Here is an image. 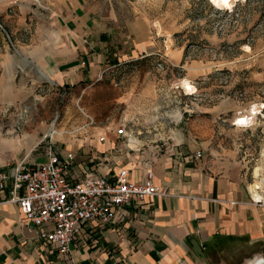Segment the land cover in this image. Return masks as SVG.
I'll return each instance as SVG.
<instances>
[{"label":"rangeland","instance_id":"rangeland-1","mask_svg":"<svg viewBox=\"0 0 264 264\" xmlns=\"http://www.w3.org/2000/svg\"><path fill=\"white\" fill-rule=\"evenodd\" d=\"M79 6L103 32L106 54L91 66H108L97 82L56 86L42 69L73 67L65 19ZM251 112L247 127L234 125ZM122 124L133 136L122 152L196 147L238 162L264 196V0L228 9L209 0H0V162L42 163L49 146L96 151Z\"/></svg>","mask_w":264,"mask_h":264},{"label":"crops","instance_id":"crops-1","mask_svg":"<svg viewBox=\"0 0 264 264\" xmlns=\"http://www.w3.org/2000/svg\"><path fill=\"white\" fill-rule=\"evenodd\" d=\"M81 10L65 19L68 45L76 48L68 63L73 67L42 69L56 86L97 82L108 66H91L106 54L98 42L103 32L94 16ZM82 59L86 67L79 66ZM101 144L96 151H72L73 175L93 170L108 177L124 168L132 181L143 183L150 172L154 186L169 196L132 200L117 208L108 224L94 221L82 228L69 252L61 255L38 240L35 228L22 225L17 205L3 203V193L0 264H246L264 253V196L253 199V185L248 186L238 162L208 159L187 145L153 158L129 147L122 152L125 141L116 135ZM15 165L0 162V170L11 172Z\"/></svg>","mask_w":264,"mask_h":264},{"label":"built area","instance_id":"built-area-1","mask_svg":"<svg viewBox=\"0 0 264 264\" xmlns=\"http://www.w3.org/2000/svg\"><path fill=\"white\" fill-rule=\"evenodd\" d=\"M115 135L126 145L133 138L125 124ZM105 138L100 136L98 142L104 143ZM47 149L42 163L21 161L11 172L0 170V195L7 194L3 203L17 205L23 226L35 228L38 240L56 247L61 255L69 252L82 228L94 221L108 224L117 208L132 200L169 196L165 189L154 186L150 172L143 183L132 181L124 168L108 177L93 170L73 175L75 154L53 146ZM200 157L197 152L195 158Z\"/></svg>","mask_w":264,"mask_h":264},{"label":"bare ground","instance_id":"bare-ground-1","mask_svg":"<svg viewBox=\"0 0 264 264\" xmlns=\"http://www.w3.org/2000/svg\"><path fill=\"white\" fill-rule=\"evenodd\" d=\"M237 0H227V4H225L224 0H209V2L211 4H213L216 8L218 9H228V8H231L232 5L236 2ZM187 87V90L188 91H192V87L188 84V83H185V85ZM255 112H251L249 113L250 115H247L243 118H241L240 120H238L236 122V125L237 126H240V127H247V125H249L251 123V121L253 120V117L251 114H254ZM251 119V120H249ZM54 133L50 132V135L52 136ZM264 184V179L261 181V185ZM252 189H253V199L254 200H257V201H260L262 200V196H261V190L259 185L257 184H254L252 186ZM247 264H264V257H255L254 259H252L250 262H248Z\"/></svg>","mask_w":264,"mask_h":264},{"label":"snow or ice","instance_id":"snow-or-ice-1","mask_svg":"<svg viewBox=\"0 0 264 264\" xmlns=\"http://www.w3.org/2000/svg\"><path fill=\"white\" fill-rule=\"evenodd\" d=\"M225 4H227V0H224Z\"/></svg>","mask_w":264,"mask_h":264}]
</instances>
